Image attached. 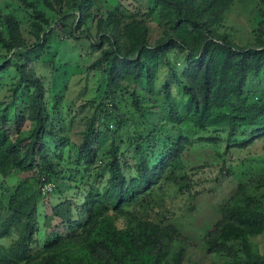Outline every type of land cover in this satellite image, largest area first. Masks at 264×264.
<instances>
[{
  "label": "trees",
  "instance_id": "trees-1",
  "mask_svg": "<svg viewBox=\"0 0 264 264\" xmlns=\"http://www.w3.org/2000/svg\"><path fill=\"white\" fill-rule=\"evenodd\" d=\"M16 1L31 41L17 12L0 7V264H194L184 245L174 248L184 239L161 208L179 181L195 208L208 165L190 166L191 150L224 148L226 157L264 140V0H250L248 43L226 23L238 0H145L130 17L120 5L96 17L97 0ZM64 39L80 51L89 42L87 55L98 57L86 72L100 79L94 97L67 105L60 92L77 69L57 63L53 47ZM38 64L50 70L49 86ZM263 235L264 172H256L204 244L223 264H264L254 243Z\"/></svg>",
  "mask_w": 264,
  "mask_h": 264
},
{
  "label": "rangeland",
  "instance_id": "rangeland-1",
  "mask_svg": "<svg viewBox=\"0 0 264 264\" xmlns=\"http://www.w3.org/2000/svg\"><path fill=\"white\" fill-rule=\"evenodd\" d=\"M145 0H97L94 10L96 17L106 15L108 11L121 6V12L124 16L130 17L136 13L137 7ZM254 3L250 0H238L234 7L227 15L226 23L234 37L243 39L249 42L251 38V30L255 19ZM0 7L6 11L15 10L22 21V29L29 41V19L26 12L19 8V3L16 0H0ZM48 15L54 16V13L49 9L45 10ZM87 27L93 36L96 34V22L89 21ZM152 36H157L158 27L157 20L153 19L150 22ZM95 39V38H93ZM240 42V41H238ZM246 42V43H248ZM56 43V42H55ZM245 43V44H246ZM83 50L80 51V46L74 40L64 39L58 44H54L53 51L59 50L57 63L67 67L68 73L72 69H77V76L67 83V88L61 90V94L65 98V105L69 104L70 99L74 98H91L95 96V90L99 84V77L94 73H87L86 68L89 67L98 57V54L88 56L87 49L89 42H85ZM81 54V55H80ZM38 73L46 76L47 86L51 80V72L43 64L37 65ZM26 96V95H25ZM14 108L10 109L9 115H13ZM31 124L26 122L23 126L24 135H28ZM82 130L80 125L74 126L73 140L79 142L78 133ZM224 148H209L201 147L190 151L186 156V161L190 166L207 164L208 167L201 175L203 185L198 189H204L194 201V209L192 201L189 198L190 192L183 190L180 192L181 181L176 185L167 189L165 194V204L161 211L166 213L170 218V222L174 223L179 229L183 237V244L176 243L174 248L178 249L182 245L186 247L188 258L194 264H223V259L218 256H210L206 252L204 244V235L209 227H211L220 217L221 209L226 200L236 190L240 181L252 173L264 172V140L258 141L251 148L243 151H232L230 155L223 157ZM226 162V168L222 171V167ZM233 171V175H228L227 170ZM24 175L14 177L9 181L15 184L16 179H22ZM15 179V180H14ZM53 190V189H52ZM55 200L50 197L43 207H41L40 224L43 225L44 216L50 213ZM259 250L264 253V235L254 240Z\"/></svg>",
  "mask_w": 264,
  "mask_h": 264
},
{
  "label": "built area",
  "instance_id": "built-area-1",
  "mask_svg": "<svg viewBox=\"0 0 264 264\" xmlns=\"http://www.w3.org/2000/svg\"><path fill=\"white\" fill-rule=\"evenodd\" d=\"M52 189H53V186L51 184H45L43 187L44 192H50L52 191Z\"/></svg>",
  "mask_w": 264,
  "mask_h": 264
}]
</instances>
